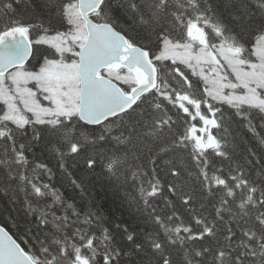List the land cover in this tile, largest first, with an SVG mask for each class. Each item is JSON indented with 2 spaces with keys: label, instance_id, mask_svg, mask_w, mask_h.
<instances>
[{
  "label": "snow or ice",
  "instance_id": "6c2138e0",
  "mask_svg": "<svg viewBox=\"0 0 264 264\" xmlns=\"http://www.w3.org/2000/svg\"><path fill=\"white\" fill-rule=\"evenodd\" d=\"M5 208L0 264H264V0H0Z\"/></svg>",
  "mask_w": 264,
  "mask_h": 264
},
{
  "label": "trees",
  "instance_id": "16d2710c",
  "mask_svg": "<svg viewBox=\"0 0 264 264\" xmlns=\"http://www.w3.org/2000/svg\"><path fill=\"white\" fill-rule=\"evenodd\" d=\"M98 199L100 198L98 197ZM100 202L103 205L104 209L106 210L107 214L109 215H111L113 211H115L117 215H119L121 211H123L122 209H120L118 201L115 203L113 202L111 195H109L106 199H102ZM0 211H7V209L5 208ZM123 214L125 219H128L127 212L124 211Z\"/></svg>",
  "mask_w": 264,
  "mask_h": 264
}]
</instances>
